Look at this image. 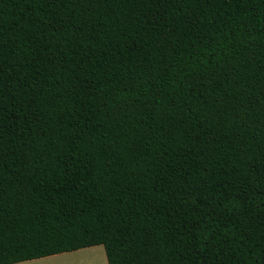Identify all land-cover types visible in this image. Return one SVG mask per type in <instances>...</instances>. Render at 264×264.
<instances>
[{"label":"trees","instance_id":"16d2710c","mask_svg":"<svg viewBox=\"0 0 264 264\" xmlns=\"http://www.w3.org/2000/svg\"><path fill=\"white\" fill-rule=\"evenodd\" d=\"M264 264V0H0V264Z\"/></svg>","mask_w":264,"mask_h":264},{"label":"rangeland","instance_id":"374dc122","mask_svg":"<svg viewBox=\"0 0 264 264\" xmlns=\"http://www.w3.org/2000/svg\"><path fill=\"white\" fill-rule=\"evenodd\" d=\"M92 248L91 253L62 252L12 264H107L103 246L95 245ZM82 255H90L92 258H83Z\"/></svg>","mask_w":264,"mask_h":264},{"label":"crops","instance_id":"0c3cea01","mask_svg":"<svg viewBox=\"0 0 264 264\" xmlns=\"http://www.w3.org/2000/svg\"><path fill=\"white\" fill-rule=\"evenodd\" d=\"M93 246H95V245L87 246V247H82V248H79V249H76V250L65 251V252H72L73 251L72 253H74V254H76V253H91V250L90 249H93L92 248ZM72 253H70V254H72ZM82 257L83 258H87V259H91L92 258V256H90V255H82ZM105 258H106V256H105ZM106 263H107V260H106Z\"/></svg>","mask_w":264,"mask_h":264}]
</instances>
